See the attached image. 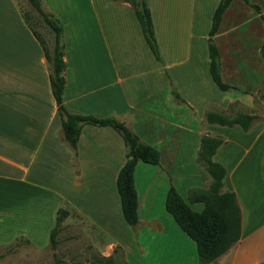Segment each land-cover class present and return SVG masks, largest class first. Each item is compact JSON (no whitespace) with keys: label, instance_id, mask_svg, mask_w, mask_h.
<instances>
[{"label":"crops","instance_id":"0c3cea01","mask_svg":"<svg viewBox=\"0 0 264 264\" xmlns=\"http://www.w3.org/2000/svg\"><path fill=\"white\" fill-rule=\"evenodd\" d=\"M218 3L149 0L160 62L130 2L42 0L46 11L63 25L66 107L74 113L114 116L161 153L159 164L136 165L139 224L133 229L123 217L117 189L118 173L127 160L122 136L110 126L86 124L76 148L64 139L42 46L26 25L17 0H0V228L15 229L30 221L51 232L58 209L65 207L71 222L91 225L90 234L97 229L104 238L114 239L106 254L115 244L127 249L134 243L139 252H147L145 238L155 242L168 231L174 252L190 253L196 264L195 241L165 203L172 185L188 201L192 189L209 186L210 173L198 161L200 124L211 107L236 99L219 96L208 68V33ZM214 126L211 136L225 142L213 159L226 167L224 188L236 193L242 213L241 238L218 264H260L264 255L248 253L246 260L238 259L239 245L251 232L245 226L264 214V200L258 209L244 210L254 191L251 187L241 192L239 172L245 170L264 184V125H251L248 131L235 125L240 128L238 140L248 146L231 166L230 154L222 152L232 141L227 132L234 129ZM256 146L262 148L256 152ZM184 147L192 149L189 159L197 167L191 177L197 180L191 178L181 193L177 181L184 176L174 171V165ZM263 193L264 187L255 195ZM195 203L204 208L202 202Z\"/></svg>","mask_w":264,"mask_h":264},{"label":"rangeland","instance_id":"374dc122","mask_svg":"<svg viewBox=\"0 0 264 264\" xmlns=\"http://www.w3.org/2000/svg\"><path fill=\"white\" fill-rule=\"evenodd\" d=\"M17 2L22 11L31 9L27 0H17ZM253 4H256L257 7ZM36 28L52 46L53 33L47 27L38 24H36ZM214 41L219 50L222 77L224 81L232 85V88L226 92L217 87L216 89L220 91L219 96L224 100L234 99V96L236 99L228 103L222 101L209 110L220 112L229 118L248 114L253 117L252 126L264 125V0H233L223 14L220 29L214 37ZM214 96L216 97L218 94ZM214 124L205 118V122L200 124L202 138L203 136H211V132L215 129ZM229 128L234 129L227 132V136H230L232 141H229V148L224 149L222 155L230 154L231 163L226 161L231 166L246 149L248 143L238 140L237 134H239L240 129L238 126ZM261 148L262 146L260 148L256 146L254 151L257 152ZM199 151H201V147ZM191 152V147L181 149L178 161L174 165V171L184 176L183 180L177 181L181 193L184 192L185 184L187 185L188 181L191 180V174L197 167L189 159ZM198 161L209 173L200 159ZM262 165L264 166V158ZM240 171L241 192H246L251 187L254 191L250 205L244 209L247 213L249 208L256 210L262 204L264 193L260 196L255 194L258 190L263 189L264 184L255 178L252 179L253 176L248 177L249 175L245 170ZM196 180L197 178H194V181ZM211 182L212 176L210 175L209 185ZM223 189L225 190V188ZM199 205L202 204L194 203L192 207L201 211L203 208ZM263 221L264 214L256 215L245 226L246 230L250 229L251 232L244 235V240L239 245V260H246L248 253H252L251 255L254 257L264 255ZM36 225V223L27 221L15 227L16 230L9 227L0 228V264H98L96 258L100 256L105 257L101 264H193V257L190 253L187 255L185 251L182 253L174 252L170 243L173 235L168 231L162 235L163 237L157 238L155 242L152 238L146 237L147 252H139V245L134 243L133 247L129 245L127 249L122 245L115 244L112 250L106 254L105 249L110 244H114V239L111 237L104 238V236L99 235L97 229H94V233L90 234L89 231L92 232L91 225L76 224L66 218L62 222V229L56 236L55 247L50 242V230ZM241 227L242 213L240 232ZM22 232L26 236H22ZM17 233L20 236H16ZM117 245L120 249L114 253ZM131 247L132 249H130ZM224 254L216 260L204 264H218L220 257ZM112 255L115 256L114 260L109 259ZM196 257L197 255H195V263L198 264ZM197 259L199 264H202L199 257Z\"/></svg>","mask_w":264,"mask_h":264},{"label":"trees","instance_id":"16d2710c","mask_svg":"<svg viewBox=\"0 0 264 264\" xmlns=\"http://www.w3.org/2000/svg\"><path fill=\"white\" fill-rule=\"evenodd\" d=\"M31 9L20 12L26 25L38 39L49 65L52 93L55 97L58 112L62 120L64 139L74 148L80 136L82 127L86 124L95 126H110L123 138L126 145L127 160L117 176V189L121 198L122 213L125 221L133 229L139 224L138 193L135 186L134 173L139 161L149 164H159L161 153L159 149L141 140L130 127L114 116H101L92 113L71 112L64 103L66 88L65 44L63 41V25L53 13L43 8L42 0H27ZM131 3L141 25L144 37L157 60L162 62L158 40L156 38L149 0H125ZM233 0H219L212 15V23L208 33V68L216 86L222 91H228L232 85L224 81L220 68L219 50L214 41L222 22V17ZM257 7L256 5H254ZM36 24L53 33V44L43 38ZM176 98H181L174 90ZM206 118L210 123L226 126L240 125L245 131L251 128L253 117L243 114L234 118L208 110ZM225 140L221 137L203 136L200 151V161L212 176V182L207 188H194L186 200L175 186H171L166 197V209L172 214L181 229L196 243L199 260L202 264L216 260L226 253L241 238V208L234 191L224 190L226 167L213 159L218 147ZM202 202L204 208L195 210L191 203ZM69 211L60 207L56 215V224L50 232V242L55 247L56 236L62 229V222L68 217ZM120 249L117 246L114 253ZM105 257L96 258V263ZM114 260L115 256L109 257ZM260 264H264V261Z\"/></svg>","mask_w":264,"mask_h":264}]
</instances>
